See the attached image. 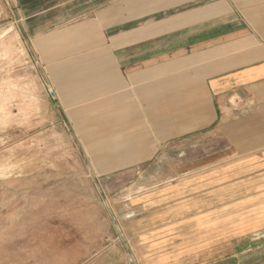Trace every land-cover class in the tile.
<instances>
[{
	"label": "rangeland",
	"instance_id": "obj_1",
	"mask_svg": "<svg viewBox=\"0 0 264 264\" xmlns=\"http://www.w3.org/2000/svg\"><path fill=\"white\" fill-rule=\"evenodd\" d=\"M70 2L0 0V264H152L148 248L128 238L135 230L124 224L135 214L122 208L135 204L143 188L213 167L240 155L235 150L242 155L263 148L264 112L254 109H264V99H230L220 133L173 140L160 149L142 124L144 159L100 174L106 166L93 161L103 155L99 148L107 135L124 145L128 132L137 129L125 117L111 120V112L105 122L102 112L73 109L79 102L72 98L75 88L102 79L111 71L105 66L121 56L94 50L108 40L104 30L123 19L140 17L137 23L145 25L163 11L181 13L202 4L99 0L91 15L73 14L57 25L64 30L33 38L27 29L32 22L59 23L63 13L76 9L78 2ZM232 7L243 19L238 6ZM210 226L193 225L165 248L177 252L176 264H264V228L234 239L228 228Z\"/></svg>",
	"mask_w": 264,
	"mask_h": 264
},
{
	"label": "crops",
	"instance_id": "obj_2",
	"mask_svg": "<svg viewBox=\"0 0 264 264\" xmlns=\"http://www.w3.org/2000/svg\"><path fill=\"white\" fill-rule=\"evenodd\" d=\"M98 1L72 0L78 2L76 9L63 13L59 23L32 22L27 29L33 38H46L53 35L50 32L64 30L57 25L73 14L81 18L96 12ZM199 4L181 13L163 11L149 24L137 23V17L104 30L108 40L94 50L104 48L121 56L105 66L111 71L106 70L102 79L92 81L90 87L83 83L75 88L72 98L79 102L73 109L102 112L105 122L111 112V120L125 117L137 129L128 132L124 145H114L113 135H107L99 148L103 155L94 154L93 163L106 166L100 174L144 159L140 156L146 143L142 124L149 126L160 149L173 140L220 133L224 105L230 99H264V17L257 16L264 12V0H217L214 4L201 0ZM232 5L238 6L243 19ZM254 112H264L261 104ZM121 147L125 153L118 152ZM237 153L200 172L143 188L135 204L122 208L135 214L134 220L124 224L135 230L128 231V238H138L148 248L152 264H176L177 252L165 248L193 225L228 228L234 239L264 228V147L242 155L239 150L233 152Z\"/></svg>",
	"mask_w": 264,
	"mask_h": 264
}]
</instances>
